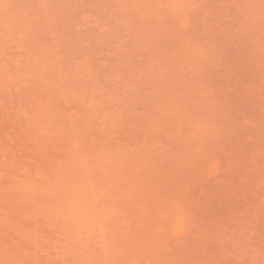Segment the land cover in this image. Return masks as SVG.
<instances>
[{"label": "rangeland", "instance_id": "rangeland-1", "mask_svg": "<svg viewBox=\"0 0 264 264\" xmlns=\"http://www.w3.org/2000/svg\"><path fill=\"white\" fill-rule=\"evenodd\" d=\"M0 264H264V0H0Z\"/></svg>", "mask_w": 264, "mask_h": 264}]
</instances>
